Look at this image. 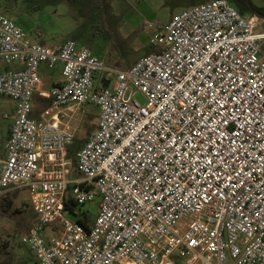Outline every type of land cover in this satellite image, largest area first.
<instances>
[{"label":"built area","instance_id":"obj_1","mask_svg":"<svg viewBox=\"0 0 264 264\" xmlns=\"http://www.w3.org/2000/svg\"><path fill=\"white\" fill-rule=\"evenodd\" d=\"M258 24L228 0H210L183 10L150 35L148 54L114 70L72 40H30L0 15V95L15 101L4 114L0 200L29 192L34 220L21 241L39 264H264ZM42 64L61 65V80L46 89ZM104 72L107 86L96 82ZM87 103L98 107L97 123L74 154L73 177L71 123ZM96 197L84 224L78 207Z\"/></svg>","mask_w":264,"mask_h":264},{"label":"rangeland","instance_id":"obj_2","mask_svg":"<svg viewBox=\"0 0 264 264\" xmlns=\"http://www.w3.org/2000/svg\"><path fill=\"white\" fill-rule=\"evenodd\" d=\"M210 0H0V15L13 20L26 37L51 47L66 40L78 47H87L105 65L114 70H126L137 59L151 51L149 38L158 29H164L170 20L183 10ZM255 7L264 8V0H249ZM250 16V13H244ZM151 23L152 27H146ZM257 32L264 31V18L258 16ZM61 65L55 68L40 66L42 89L60 75ZM106 73H101L97 83L107 86ZM114 85V76L110 77ZM141 100V97H138ZM43 102L35 95V111ZM15 101L0 95V157ZM77 116L71 123L76 139H83L97 123L98 107L94 104L79 106ZM71 176L78 173L68 161ZM6 197L12 199L8 211L0 212V264H39L34 251L22 243V235L34 220L30 194L21 189ZM1 201V200H0ZM99 197L87 202L83 212L94 220ZM69 218H73L68 215ZM89 220V221H90Z\"/></svg>","mask_w":264,"mask_h":264},{"label":"trees","instance_id":"obj_3","mask_svg":"<svg viewBox=\"0 0 264 264\" xmlns=\"http://www.w3.org/2000/svg\"><path fill=\"white\" fill-rule=\"evenodd\" d=\"M229 2H231L238 10L241 14L244 13H251L248 4L246 3V0H228ZM251 6L255 9L260 11L262 14H264V8H258L255 7L251 2H250ZM86 137L83 139H75L74 143L72 144V146L68 149V157L70 158L71 161V167L73 169H76V161L74 158V154L75 152L81 147V145L83 144V142L85 141ZM78 173V171H77ZM67 196H69L68 191H67ZM65 204L67 206H70V208H73L75 203L72 200V198H68L65 201ZM12 205V199L8 198V197H4L1 201H0V212L4 213L6 211H8V209L11 207ZM78 210L80 213H82L84 215L83 220H80L82 223H86L90 220V218L88 217V215L86 213L83 212V208L82 207H78Z\"/></svg>","mask_w":264,"mask_h":264},{"label":"water","instance_id":"obj_4","mask_svg":"<svg viewBox=\"0 0 264 264\" xmlns=\"http://www.w3.org/2000/svg\"><path fill=\"white\" fill-rule=\"evenodd\" d=\"M246 3L248 4L249 9H250V11H251V13H252L253 15H256V16H259V17H261V18H264V14H262V13H261L260 11H258V10H255V9L251 6L249 0H246Z\"/></svg>","mask_w":264,"mask_h":264},{"label":"crops","instance_id":"obj_5","mask_svg":"<svg viewBox=\"0 0 264 264\" xmlns=\"http://www.w3.org/2000/svg\"><path fill=\"white\" fill-rule=\"evenodd\" d=\"M42 43V42H41ZM61 45V44H60ZM57 46H59V45H57ZM56 47V46H55ZM41 80H42V76H41ZM61 80V74L59 75V77L58 78H56L55 80H53V81H51L50 82V85L51 84H53V83H55V82H58V81H60ZM42 85H43V82H42ZM48 88V87H47ZM3 156H4V152H3ZM3 156L2 157H0V160L3 158Z\"/></svg>","mask_w":264,"mask_h":264}]
</instances>
